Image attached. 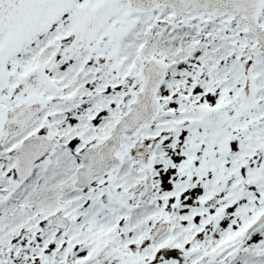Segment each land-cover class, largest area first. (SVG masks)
<instances>
[{
  "label": "snow or ice",
  "instance_id": "1",
  "mask_svg": "<svg viewBox=\"0 0 264 264\" xmlns=\"http://www.w3.org/2000/svg\"><path fill=\"white\" fill-rule=\"evenodd\" d=\"M0 264H264V0H0Z\"/></svg>",
  "mask_w": 264,
  "mask_h": 264
}]
</instances>
